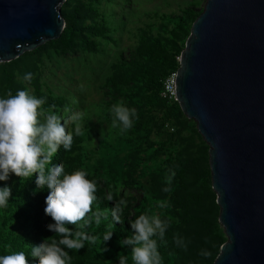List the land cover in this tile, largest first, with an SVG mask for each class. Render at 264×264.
<instances>
[{"label":"trees","instance_id":"trees-1","mask_svg":"<svg viewBox=\"0 0 264 264\" xmlns=\"http://www.w3.org/2000/svg\"><path fill=\"white\" fill-rule=\"evenodd\" d=\"M99 1L62 2L64 27L60 35L1 63L2 96L15 94L18 89L28 90L26 83L16 82L12 67L33 56L31 69L23 68L22 75L33 74L31 82H26L31 85L32 94L46 98L43 112L58 114L65 106V97L49 87L43 89L39 78L41 61L36 53L46 48L61 54L76 48L95 52L99 46L96 38L112 41L106 16L90 5ZM201 10L187 6L179 14L161 15L159 31L153 33L148 25L137 28L134 47L114 57L102 84L105 99L101 116L112 125L111 106L123 102L137 113L127 132L119 131L114 137L100 134L96 144H90L83 125L81 134L73 135L71 149L66 152L60 145L54 154L52 162H60L66 171L86 170L87 178L97 185L92 211L109 213L99 225L93 222L85 229L97 237L94 243L85 241L84 247L67 250L71 264H118V255L127 256L128 264H132L130 247H122L118 241L132 235L129 222L141 213L158 215L168 222L163 239L156 238L162 264H211L225 241L217 231L218 205L211 187L208 145L203 141L193 144L191 135L200 136L195 128L191 135H181L189 119L177 101L160 95L164 78L178 68L190 26ZM70 129L73 131V124ZM35 175L19 178L9 173L6 181H0V187L7 185L10 189L7 206L0 208V255L22 251L31 262L36 259L29 255L31 244L54 235L46 228L53 221L43 211L47 188H37ZM142 176H146L145 182ZM128 187L141 189L138 200L124 195L122 189ZM164 187L170 190L165 192ZM109 194L113 196L111 201L107 199ZM121 198L127 200L122 221L112 225L110 210ZM110 229L111 238L102 242V236ZM175 236L183 237L186 247H180ZM205 250L208 255L203 254Z\"/></svg>","mask_w":264,"mask_h":264},{"label":"water","instance_id":"water-1","mask_svg":"<svg viewBox=\"0 0 264 264\" xmlns=\"http://www.w3.org/2000/svg\"><path fill=\"white\" fill-rule=\"evenodd\" d=\"M65 0H0V62L57 38ZM174 94L208 145L225 235L211 264H264V0H205Z\"/></svg>","mask_w":264,"mask_h":264},{"label":"clouds","instance_id":"clouds-1","mask_svg":"<svg viewBox=\"0 0 264 264\" xmlns=\"http://www.w3.org/2000/svg\"><path fill=\"white\" fill-rule=\"evenodd\" d=\"M32 73L27 72L23 80L31 82ZM46 98L37 97L26 89H18L15 94L0 96V181H6L9 173L17 177L29 178L35 173L37 188H47L44 195L43 211L51 217L46 228L54 233L51 239L46 237L31 244L29 262L22 251H12L0 255V264H71L68 249L78 250L85 246V241L95 242L97 237L86 233L85 229L93 222L97 225L109 213L92 211L97 200V185L87 178L84 169L66 171L60 162H52L60 145L67 151L72 147L73 135H80L83 122L82 112H72L66 119L55 112L45 116L43 121L42 105ZM67 111V109H66ZM112 127L121 132L130 129L137 113L123 102L111 106ZM73 124V131L66 130L68 122ZM171 182V175L167 177ZM163 191L170 189L164 187ZM10 189L0 187V208L7 206ZM111 201L112 194L107 196ZM127 200L119 199L110 210L111 223L121 222L123 208ZM91 213V216L88 214ZM132 235L125 236L118 242L122 247L129 246L132 264H162L158 251L157 239H163L168 222L158 215L139 214L129 222ZM67 225H73V228ZM113 230L102 236V242L108 241ZM180 247H186L183 237L175 236ZM204 255H208L205 250ZM118 264H128V257L118 255Z\"/></svg>","mask_w":264,"mask_h":264},{"label":"rangeland","instance_id":"rangeland-1","mask_svg":"<svg viewBox=\"0 0 264 264\" xmlns=\"http://www.w3.org/2000/svg\"><path fill=\"white\" fill-rule=\"evenodd\" d=\"M82 1L87 2V0ZM204 2L205 0H101L89 3L106 16L107 24L111 27L112 41L96 38L99 46L95 52L82 51L76 48L74 51L61 54L52 48H46L36 53L41 61L39 78L43 84V89L49 87L53 93L65 97V106L57 115L66 119L72 112H82L84 118L82 127L83 125L86 126L90 144H96V138L100 134L114 137L120 130L113 128L101 116V109L105 99L102 87L103 80L109 73L110 64L116 54L120 51L126 54L134 47V34L137 28L148 25L150 30L156 33L159 31L158 24L161 21L159 20L161 15L179 14L187 6L199 10L203 8ZM33 59V56L32 58L25 57L20 60L18 67H12L16 82L26 83L31 94L32 87L23 80L22 71L23 68L31 69ZM47 114L49 113L43 112L39 117L40 120L43 121ZM194 123V120L189 119L188 125L182 130L181 135H191L195 128ZM71 124L70 121L66 124V130L71 131ZM191 140L195 145L201 144V141L206 144L201 135L192 134ZM192 148L195 149L196 147L192 145ZM141 178L145 182L146 176ZM122 192L124 195L132 196L135 201L142 195L141 189L136 187L123 188ZM217 231L225 238L220 224Z\"/></svg>","mask_w":264,"mask_h":264},{"label":"built area","instance_id":"built-area-1","mask_svg":"<svg viewBox=\"0 0 264 264\" xmlns=\"http://www.w3.org/2000/svg\"><path fill=\"white\" fill-rule=\"evenodd\" d=\"M175 71L170 72L162 82V89L160 91V95L164 99L176 101L174 94Z\"/></svg>","mask_w":264,"mask_h":264}]
</instances>
